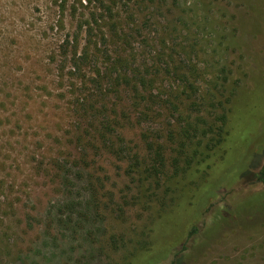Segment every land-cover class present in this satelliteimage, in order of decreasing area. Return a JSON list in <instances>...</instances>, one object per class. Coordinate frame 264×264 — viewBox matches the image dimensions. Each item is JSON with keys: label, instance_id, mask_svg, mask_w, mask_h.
Segmentation results:
<instances>
[{"label": "rangeland", "instance_id": "obj_1", "mask_svg": "<svg viewBox=\"0 0 264 264\" xmlns=\"http://www.w3.org/2000/svg\"><path fill=\"white\" fill-rule=\"evenodd\" d=\"M263 81L264 0H0V264H264Z\"/></svg>", "mask_w": 264, "mask_h": 264}, {"label": "trees", "instance_id": "obj_2", "mask_svg": "<svg viewBox=\"0 0 264 264\" xmlns=\"http://www.w3.org/2000/svg\"><path fill=\"white\" fill-rule=\"evenodd\" d=\"M253 83H255L254 85H256V84L258 85V82L255 79H254ZM260 86L264 88V81L261 82ZM246 94L242 97V99H241L242 101H240L239 107L238 108L235 107V109L230 110L231 117L229 120L227 119L228 112H227V110L226 111L224 110V113L222 112V114L220 116L219 124H214L215 121H212V122L207 123L204 126L205 129H200L199 127H195V132H194L195 136L200 135L201 138H205L206 136H210L209 142H208L209 144L207 143L206 147H204V149H202V151H201V152H203L202 154L204 157L200 156L199 159H197L194 162V164L196 166L203 165V163L209 159L210 154L207 153L208 151H211L216 146L221 145V144L226 143V142L228 145H230L229 146L230 151H227L228 152L227 153L226 150H224L222 155H221V158L223 157V154L225 156L227 153L229 155V162H230L232 159L237 158V155L239 156V154H237V153L235 155V152H234L235 148L239 144L238 143L239 139L241 137H243L244 135L248 134L249 130H251V133H253L255 131V129L254 130L252 129L251 125H249V124L247 125L244 122L245 117L254 116V118H255L256 116L260 117V116H263L262 114H264V102H259V103L255 102V103L250 104L249 102L245 101ZM233 113L235 115L234 118L232 116ZM234 122H235V127L233 125ZM188 128L189 127H187L186 129H188ZM261 130H262V128L261 129L259 128L255 132H258ZM195 154H196V152L194 153V156H195ZM154 155L155 156L157 155L160 158V155L158 152H156V154L154 153ZM192 159H193V156L191 157L190 161H192ZM174 163H175V158L174 159L172 158L171 166L175 169ZM157 165L163 166V163H161V164L158 163ZM243 172L240 174H243ZM261 174H263V171H261ZM138 182H139V180H138ZM199 187H196L195 189L191 190V192L193 194L192 195L193 199L188 204H190L193 207L198 203V198L201 195V191L199 194ZM123 199H124V197H123ZM127 202L128 201L125 198L123 201L121 200L120 205H118V204L117 205H118V207L122 208V204L128 205ZM182 205H183V203H179L178 207H180ZM160 218L161 217H159V219H152L151 217H149L143 225V234L150 237V238L156 237L157 230H158L159 226L162 225L161 236L163 237L165 235V233L169 231V228H166L167 227L166 223H163ZM165 225H166V227H165ZM155 231H156V234L154 235ZM161 236H160V238H162ZM160 244H161V240H158L156 243L153 244V246L151 247L150 250H153L152 248H156ZM147 256L148 255H143V257H147ZM143 257H142V259H144ZM126 264H131V261L127 262Z\"/></svg>", "mask_w": 264, "mask_h": 264}]
</instances>
